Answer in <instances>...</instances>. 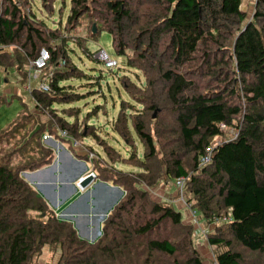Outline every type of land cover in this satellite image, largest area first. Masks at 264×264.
<instances>
[{"label":"trees","instance_id":"1","mask_svg":"<svg viewBox=\"0 0 264 264\" xmlns=\"http://www.w3.org/2000/svg\"><path fill=\"white\" fill-rule=\"evenodd\" d=\"M56 1L42 0L43 7ZM100 1L71 0L67 26L75 28L83 17H91L87 15ZM136 2L142 5L139 11L133 10ZM17 4L0 0V69H15L28 80L24 67L37 60L43 49L50 54L46 71L66 61L62 54L67 40L58 35L60 28L37 21L34 14L26 18ZM242 4L243 0L105 3L110 18L98 16L106 25H97V34L107 31L113 36L118 56H126L131 44L137 45V62L128 59V65L142 70L150 80L149 66L165 82L164 95L153 97L149 109L172 106L178 128L171 143L175 146L169 151L166 143H159L162 132L151 128L145 104L141 114L121 112L112 128L129 148L128 158H121L113 145L92 132L90 136L100 141L108 157L101 165L94 159L96 178L122 188L124 195L104 221L100 237L94 242L81 238L74 223L59 218L23 176L55 161L54 151L43 143L46 133L60 137L57 132L62 130L82 140L92 129L85 125L80 130L78 122L54 113L63 91L59 83L65 80L55 73L51 83L55 95L37 89L31 94L36 110L46 114L48 121L27 112L0 133V264H40L34 259L46 246L60 251L58 264H204L195 245V227L185 224L183 214L172 204L152 199L147 190L163 175L171 180L185 177L186 202L192 210L208 224L220 222L207 237L211 249L221 250L217 264H264V0H256L254 17L245 25L247 13ZM97 34L91 38L95 40ZM59 40L61 44L55 45ZM11 46L15 47L12 54L5 51ZM159 52L165 55L158 61ZM199 55L217 84L214 87L212 82L198 87L184 70L189 64L196 66ZM223 123L236 129L238 137L220 145L212 162L201 166L212 139L223 134ZM130 126L144 147L142 156H138ZM27 128L23 137H30L22 144L24 152L5 155L3 145ZM157 144L163 148L161 157ZM85 158L89 160V154ZM120 159L132 162L140 172L119 170L115 165Z\"/></svg>","mask_w":264,"mask_h":264},{"label":"rangeland","instance_id":"2","mask_svg":"<svg viewBox=\"0 0 264 264\" xmlns=\"http://www.w3.org/2000/svg\"><path fill=\"white\" fill-rule=\"evenodd\" d=\"M107 1L109 0H101L100 6L92 8L87 15L91 17H83V19L79 21V24L75 28H72L67 26L66 23L70 13L71 0H57L54 5L51 4L52 6L47 9L43 7L42 0H15V2L18 3L17 5L23 8L26 18L35 15L34 18L37 21L46 22L48 26L57 30L60 28L61 31L58 32V35L67 40V42L63 43L65 53L62 54V57H65L66 59V66L59 68L58 65H56L48 70L54 72V74L58 73L57 75L62 74L65 78V80L59 83V85L63 88V91L59 92L57 96L58 103L53 106L54 113L59 116H63L70 122H78L77 124L80 130L85 127V125L91 126L92 129H88L85 132L86 137H88L87 139L77 140L80 143L78 146H75L74 143L64 141V139H62V135V138L56 137L57 142L50 141L49 143H46L45 146L50 147L55 153L56 158L53 165L56 163L58 153L60 151L72 156V158L78 162V164L74 166L71 162L64 160L65 163L63 169L57 172L59 177H61V180H67L70 178L75 179L77 181L76 186L81 178L92 176L93 173L97 175L94 159L97 160L96 164L101 165L108 158L101 147L100 141L96 140L94 136H90L92 132H96L100 140H105L110 145H113L120 152L121 158H128L129 154L127 151L129 148L126 146L124 140L112 130L115 120L121 112L125 115L127 114V116H134L135 114H141L143 110L146 109V106L142 104L148 105L149 119L152 122L151 128L156 129L157 132H162L161 141H159V143H166L169 151L173 148V146H175V144L171 143L173 137L176 138V134L178 133L177 124L175 122L176 117L170 104H167L166 106H156L154 109H149L153 104L151 100L153 97L164 95L166 91L165 82L161 77L156 75L155 70H150L149 66L148 72L150 73V80H148L142 70L135 66L128 65V59H130L133 63L137 62L135 60L137 45L131 44V48L126 52V56H118L113 44V36L107 31H101L97 34V25L102 26L103 23L104 27L106 25V23L98 16H100V14H104L106 17L110 18V14H108L104 8ZM255 3L256 0H243L242 10L247 13L244 25L251 21L254 17ZM138 7H142V5L139 2L138 4L136 2L133 10H138ZM94 27H96V32H94ZM93 34L98 35L96 39L94 38L95 40L91 38L94 37ZM131 34L135 35V33ZM131 42L133 43V41ZM58 44H61V40L55 42V45ZM5 51L12 54L15 52V47H8ZM146 54L149 56L150 52ZM164 55L165 53L159 52L157 60L159 61L161 56L164 57ZM106 57L116 60L118 65L113 69H108L105 66ZM198 59L200 62L198 61L196 66H194V64H189L184 67V70L187 72V76L193 78L197 82L198 87H204L207 83H211L214 79H210L211 77L208 74L207 66L203 61H201L200 55ZM62 61H60V63ZM27 69H29L28 65L24 67L25 71H27ZM21 74L22 73L20 71L17 72L15 69H10L8 72L0 69V133L18 118H23L24 114L27 112L34 114L37 118H40L39 121H48L47 116H45L46 114L36 110L31 94L23 91V87L27 83V80L24 79ZM191 74H195V77ZM212 84L214 87L216 82H212ZM34 85H37V82H34ZM127 88H129L135 95L137 101H134ZM203 90L204 89L201 91ZM16 93H20V95L17 96ZM61 98H64V101H78L71 104H61ZM233 100L234 103L239 102L238 99ZM154 114H156V118H152ZM69 115L75 116L69 117ZM76 118H78L77 121ZM28 127H30V125H28ZM130 128L133 134L134 142L136 143L135 147L138 150V156H142L144 147L133 128L131 126ZM233 129L230 128L228 132L224 133L221 141H232L234 134L236 133ZM27 131L28 128L27 130H21L20 134L12 141H9L8 145H3L4 147L2 148L5 155L11 151H15L16 153L24 152L22 144L28 141L30 137V134H28L25 138L23 137ZM57 146L59 147L57 148ZM157 147L159 156L161 157L163 148L160 144H157ZM36 153V150H34L32 154ZM78 154L82 157L84 156L83 158H85L87 154H89V158L91 155H93L94 158L84 160L82 157V159L78 157ZM17 158V160H20L18 155ZM22 159L28 160L27 157H22ZM102 159H104V161H102ZM120 161L123 163L119 162L115 165L119 170L125 172H140L139 168L133 167L132 162L122 159H120ZM188 161H190V157L188 158ZM16 164H20V162ZM40 179L53 182L54 176L49 173H43L40 175ZM95 182L96 180L90 184L88 188L84 189L85 191L87 189L90 190L89 192H85L87 201H84L85 197H82L72 203L74 207L70 210V212L74 213L75 216L79 211H85V213L88 214L89 208L87 204L89 207L92 206L94 212H99L103 209L106 210L109 208L111 202L119 196L116 194V191L109 186L100 184L103 183V181H98V184L96 183L94 186ZM165 182H170L169 187L167 188V194L169 196H176L178 193L176 200L171 198L174 201V207L177 210H180L184 216H186V213L189 212V214L193 217L195 225H197H194V239L196 248L198 249L201 257L203 259L205 258V260L207 259L212 264H217L216 257L221 253V250L216 247L211 249L209 246V255L208 257H205V254L202 250H200L198 243L202 241L204 242V238L207 239L210 233H214L216 225L220 224V222L216 220L218 223L208 224L205 220L199 217L197 212L193 216L192 212L194 210H192L190 205L186 202V194H184L185 198L182 199L176 180L168 179L165 175H163L156 186L147 189L150 196L152 195V199L159 202L158 197L153 195L154 189L156 188V190H159L160 185ZM56 184L59 185L58 182H56ZM111 185L113 184L111 183ZM78 187L80 190H83L79 185ZM49 189L50 187H48L47 191H50ZM92 190L93 193H90ZM79 192L81 195L83 194L82 191ZM62 195L65 196L64 193ZM120 196H122V193ZM81 201L82 203H80ZM180 203L183 205L182 208L180 207ZM61 214L64 213L62 212ZM61 214H59V216L62 218ZM109 214L106 216L104 221L107 219ZM93 219L94 217L92 220ZM223 221H225V219L222 220L221 223H223ZM79 222L82 225H86L83 217L80 218ZM200 234L202 237L200 236V238L197 239ZM59 259L60 251H53L46 246L43 249L42 254L38 258L36 257L34 259V263L58 264Z\"/></svg>","mask_w":264,"mask_h":264},{"label":"crops","instance_id":"3","mask_svg":"<svg viewBox=\"0 0 264 264\" xmlns=\"http://www.w3.org/2000/svg\"><path fill=\"white\" fill-rule=\"evenodd\" d=\"M23 91L26 92L25 87H23ZM20 93H16V95L18 96V95H20ZM78 155H80V154H78ZM64 157H65V159H64ZM64 160H66L67 162H71L72 164H74V166L78 164V162L76 160H74L72 158V156L67 155V154L60 151L58 153V158H57L56 163L54 165L52 164L53 166L50 165L49 168L47 167L48 169L44 168V169H41V170H38L35 172L23 173V176L46 199L49 206L56 213V215L59 216V214H61L63 212L64 214H61L62 218H64L65 220H68V221H72L74 223L75 227L78 230V234L81 238H83L89 242H94L101 235V230H102V225H103L104 219L110 213V211L113 209V207L120 201V198H122L124 191L122 190V188H120L118 186L111 185V183H105V182L100 183V184H103L105 186H109L110 188L115 190L116 194H118L119 196L117 198H115V200L113 202H111L109 208H107L106 210L103 209V210H100L99 212H94V209L92 208V206L89 207V205L86 203L88 208H89L88 214L85 213V211H83V212L79 211L78 214H76V216H75L74 213L70 212V210L74 207V205L72 203L81 199L82 197H85V195H86L85 192L86 191L89 192L90 190H88V189L86 191L80 190L78 185L76 186L77 181L73 178H70L67 180H61L60 179L61 177H59L57 172L61 171V169H63L64 163H65ZM43 173L52 174L54 176L53 182H50L48 180H46V181L41 180L40 175ZM98 181L99 180L96 179L94 186L96 185V183ZM56 182H58L59 185H57ZM169 183L170 182L162 183L160 185L159 190H156V188L155 189L153 188L154 189L153 195H156V197H158L159 202H167V203H170L173 205L174 201L171 198L176 200L178 193L176 194V196L174 195L172 197L167 194V188L169 187ZM48 187H50V189H49L50 191H47ZM119 189H121V190H119ZM79 191H82L83 194L81 195ZM121 191H123V192H121ZM63 193L65 194V196L62 195ZM90 193H93V190ZM121 193H122V196H120ZM84 201H87V197L84 198ZM80 203H82V201ZM180 207L181 208L183 207V205L181 203H180ZM186 214H187L186 216L183 215V221L186 224H191L194 226L195 223L193 221V217L189 214V212H187ZM81 217L84 218L86 225H82L79 222ZM93 217H94V219L92 220ZM195 226H197V225H195ZM200 236H201V234L197 237V239H199ZM198 244H199L200 250H202L203 253L205 254V257H208V255H209V244H208L207 239L204 238V242L202 241ZM204 264H212V263H210L207 259L205 260V258H204Z\"/></svg>","mask_w":264,"mask_h":264},{"label":"built area","instance_id":"4","mask_svg":"<svg viewBox=\"0 0 264 264\" xmlns=\"http://www.w3.org/2000/svg\"><path fill=\"white\" fill-rule=\"evenodd\" d=\"M50 61V54L48 52L47 49H43L40 53V56L37 60L29 63L28 68L27 69V83L24 85L25 87V91L29 94H32V92L37 89L40 90L44 93H50V94H56L55 89L52 87L51 83H52V78L54 76V72L51 71H46V68L48 66V62ZM104 62V60H103ZM118 65V62L116 60H112L108 57H106L105 59V66L108 69H113ZM66 66V61H62L60 64H58L59 68L65 67ZM47 72V73H46ZM34 82H37V85H34ZM230 129V127H228L226 124H221L220 125V130L221 132L226 133L228 132ZM233 129V128H231ZM234 131H236V133L234 134V138L233 140H235L238 137V131L236 129H233ZM60 134V137L62 135V139L64 140H70L71 143H74L75 146L80 145V143L77 140H74L73 138H71L66 131H62V130H58V132ZM218 135L215 136L210 145L206 148L205 153L203 154V156L200 159V163L201 165H208L209 163L212 162V158H213V154L215 152V150L224 143V141H221L222 135ZM50 141L52 142H57L56 136L54 134L51 133H46L43 137V143L44 145H46V143H49ZM227 142V141H225ZM91 159L94 158L93 155H91L90 157ZM94 177H97V175H95L93 173ZM85 177L81 178L79 181V184H81V181L84 179ZM176 184L179 188V193H181L182 195V199L185 198V186H186V178H180L178 180H176ZM193 216L195 215L196 211H193ZM104 223V221H103ZM102 233V231H101Z\"/></svg>","mask_w":264,"mask_h":264},{"label":"water","instance_id":"5","mask_svg":"<svg viewBox=\"0 0 264 264\" xmlns=\"http://www.w3.org/2000/svg\"><path fill=\"white\" fill-rule=\"evenodd\" d=\"M94 32H96V27H94ZM153 118H156V114H154ZM97 178L94 177V176H89L87 178H84L82 181H81V189H86L89 187L90 184H92Z\"/></svg>","mask_w":264,"mask_h":264},{"label":"bare ground","instance_id":"6","mask_svg":"<svg viewBox=\"0 0 264 264\" xmlns=\"http://www.w3.org/2000/svg\"><path fill=\"white\" fill-rule=\"evenodd\" d=\"M78 185L80 186V184L78 183Z\"/></svg>","mask_w":264,"mask_h":264}]
</instances>
